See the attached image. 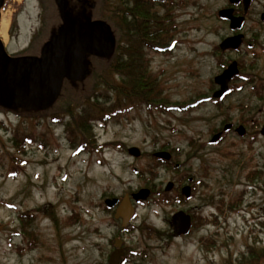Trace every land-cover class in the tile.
<instances>
[{
  "label": "rangeland",
  "instance_id": "rangeland-1",
  "mask_svg": "<svg viewBox=\"0 0 264 264\" xmlns=\"http://www.w3.org/2000/svg\"><path fill=\"white\" fill-rule=\"evenodd\" d=\"M14 1L20 8L16 15L11 9L5 39L11 53L44 42L61 19L72 24L85 2L95 18L119 24L117 57L135 54L144 69L137 82L130 69L114 72L94 58L86 78L64 83L49 109L0 107V264H110L117 240L124 264H238L249 245L264 248V53L220 48L232 34L218 17L229 0H140L160 33L155 45L137 41L133 26L112 13L132 10L133 0H78L67 15L48 9V0L43 7ZM263 10L257 0L244 26L261 43ZM171 41V51L154 49ZM234 61L240 74L224 98H214L216 77ZM227 124L234 127L212 142ZM15 132L22 144L30 136L22 153ZM142 189L150 194L135 202ZM125 196L136 213L126 226L106 205ZM181 211L193 228L175 237L171 223Z\"/></svg>",
  "mask_w": 264,
  "mask_h": 264
},
{
  "label": "water",
  "instance_id": "water-1",
  "mask_svg": "<svg viewBox=\"0 0 264 264\" xmlns=\"http://www.w3.org/2000/svg\"><path fill=\"white\" fill-rule=\"evenodd\" d=\"M2 0H0L1 2ZM237 0H231L236 2ZM250 0L245 1L248 5ZM219 16L231 20V27L239 29L242 26L243 17L236 18L232 15V9L219 11ZM58 29V34L48 40L40 57H10L0 39V106L5 108H22L30 111H44L49 109L59 98L65 80L82 81L89 72L87 55L101 58H109L115 52L116 40L111 26L103 20L88 19L84 26V33L78 39L75 30L67 21ZM241 36L229 38L221 43V48H237L240 45ZM239 73L237 63L233 62L228 69L217 76L215 82L220 89L214 93V97H221L229 88L230 80ZM232 124H227L224 130H228ZM237 132L244 135V126L238 127ZM264 135V127L262 129ZM221 133L214 136L212 142L217 141ZM138 157L141 151L137 147L129 150ZM158 156L169 159L167 153H159ZM173 184L167 187L170 190ZM191 188L185 187L183 194L189 197ZM149 190L142 189L133 194L136 201L146 199ZM119 203V199H107L106 204L113 208ZM135 215L129 196L120 202L115 217L123 220L126 226ZM171 225L174 227V235L180 236L189 232L191 228V216L185 212H178L173 216ZM122 241L117 240L118 250L113 253L110 264H121L123 250L120 249Z\"/></svg>",
  "mask_w": 264,
  "mask_h": 264
},
{
  "label": "flooded vegetation",
  "instance_id": "flooded-vegetation-1",
  "mask_svg": "<svg viewBox=\"0 0 264 264\" xmlns=\"http://www.w3.org/2000/svg\"><path fill=\"white\" fill-rule=\"evenodd\" d=\"M36 1H37V3L38 2L40 3V5L38 3L39 6H42L43 7V4H42L43 0H36ZM229 1H230V6L229 7H226L225 9H232V15L234 17H236V18L243 17L244 20H243L242 26L239 29H233L231 27V20L223 19V20H225L226 22L229 23V28H230V31L232 32V34L229 35V36H227L226 38H224L223 41H225L226 39H229V38H234V37H237V36H241V39H240L241 40L240 41L241 43H240V45L237 48H228L226 50H223L221 48V45H220V48L223 51L239 52L244 45H248L249 48H253L255 46H259L260 47L259 50L256 51V52H254V54L255 55H262V53H264V43H261L260 42L259 37H257V36L256 37H250V35L247 34L244 31L245 23L248 20V14L253 9V5L256 3L257 0H250L248 2V5H245L246 4L245 3L246 0H237L234 3L231 2V0H229ZM14 2H15L14 0H2L0 2V39L2 40V42L4 44L5 50L7 51V53L9 54L10 57H27V56L40 57L41 56V52H42V48H43L44 44L48 40H51V38L53 36L57 35L58 34L59 27L62 26L63 24H66V23L64 22V19H61V21L58 24L56 30H54L55 29V26H56L55 24H57V23H55L53 25V31L51 30V33H50L51 35L48 36V37H46V40L44 42H42L41 44H39L38 42L35 41V43L33 42L31 44H28V46L26 48L19 50V51H22V50H25L26 49L25 51L20 52V53L19 52L11 53L8 50V48H7L5 39H4V37H3V35H2L1 32H2V28H3L2 27V23H3V20H5L4 19V16L7 15V12H11V9H13V6H14ZM47 4H48L47 5V8L48 9L51 8V11L54 10L57 13H61L62 12V13H65L66 15L67 14H70L72 12V8L71 7H73L74 5L75 6H79L78 5V0H48L47 1ZM88 7L89 6H86V3L85 2L81 3L80 4L81 11H79L80 14H78V16H76L77 18H75V20L73 22L69 20L70 23H72L71 25L73 26V28L75 30V34H76V36H77L78 39H81V36L84 33L85 23L87 22L88 19H90L92 21L93 20H101V19H98V18H95L94 16H92L91 15V12H89V8ZM91 7L94 8V5L91 4ZM19 8H20V5L17 4L16 9L15 8L13 9L15 15H16V12L19 11ZM124 11L125 10H122V11L119 10V13H118L119 16H122L123 13H124ZM12 14L13 13L11 12V17L9 19L5 20L8 23V26H7V34L10 32L11 27H12ZM260 18H261L262 21H264V10L261 12ZM104 21H106V20H104ZM107 23L111 26V23H109V22H107ZM111 28H112V26H111ZM94 58H101V57H97V56H93V55H89V54L87 55L86 61L88 63V67H89V64H90L91 59H94ZM234 62H238V61H234ZM118 206L114 207V209H112V210H115V212H116Z\"/></svg>",
  "mask_w": 264,
  "mask_h": 264
},
{
  "label": "trees",
  "instance_id": "trees-1",
  "mask_svg": "<svg viewBox=\"0 0 264 264\" xmlns=\"http://www.w3.org/2000/svg\"><path fill=\"white\" fill-rule=\"evenodd\" d=\"M129 1H132V0H129ZM133 2L135 3L134 8L132 10L127 9L126 12L128 14H126L125 16L122 15L121 17L124 18L123 20L126 22V25H130L131 27L133 26L132 30L130 29V32H132L133 37L136 36L137 41L140 40L142 44L145 43V44H149V45H151V44L155 45L157 42L155 43V42H151V41H152V39L157 38L158 34H160V33L156 30L155 23L152 22V17H150V13L147 10V5H146L147 3L141 2L140 0H133ZM117 12L119 13V11H115L112 13L116 14ZM137 18H139V19L141 18L143 21H141L139 23ZM111 26H112V24H111ZM112 29H113L114 38L116 40L115 52L109 58H100V59L107 60V64H108L107 68L109 67V69H111L114 72H119V71H122L123 69L124 70L130 69V71L128 73L127 72L126 73L129 76L133 75V80L139 82L141 79H137L136 76L139 77V74L140 75L142 74V72L141 73L139 72V69L141 68L143 70L144 66L142 65V63L140 65L137 64V58L138 57L136 58L135 54L128 55L129 58L127 57L126 60H122L121 57H117L116 52L120 46L119 39H118V33L121 34V30L119 29V24H113ZM115 29H117L118 32ZM173 44H174V42L171 41L168 44V46H166V47L155 46L154 49L158 50V51H167V50H169V46H170V51H171V47L173 46ZM141 77H143V76L141 75ZM65 81H66L65 83H67V81H70V80L66 79ZM141 85H142V83H139V86L137 88H139V87L141 88ZM135 87H136V85L133 82V85L131 87L130 92L133 93V91L136 90V89H134ZM64 88H65V86L63 85L61 93L64 92ZM115 89H116V91L117 90L120 91V89L118 87H115ZM60 96H62V95L60 94ZM91 97H92V95H91ZM119 108L116 109V112L119 111ZM14 109H16L18 111H22V112H27L30 114L42 112V111H30V110H26V109H22V108H14ZM5 110H9V109H5ZM109 115H110L109 113H105L103 118H105ZM13 134H14V138H15L17 148H18L17 151H18V153H22L21 151L25 147V142L29 141L30 136H25L24 137L25 142H23V144H22L21 141L19 142L18 132H15ZM84 148H85V144H81L79 146V149L81 151H83ZM17 173H18V169L15 170V172L13 173V176L17 175ZM260 227H261V231H263L262 233H264V216H263V220L260 222ZM256 240H257V238H256ZM34 243L35 242L32 243V241L29 242L30 248L33 247L32 244H34ZM28 249H29V247H28ZM237 262H238V264H264V248L263 247L258 248L256 246H250L249 245L247 251L243 252L242 256L237 258ZM225 264H234V261L230 258V259H227L225 261Z\"/></svg>",
  "mask_w": 264,
  "mask_h": 264
},
{
  "label": "bare ground",
  "instance_id": "bare-ground-1",
  "mask_svg": "<svg viewBox=\"0 0 264 264\" xmlns=\"http://www.w3.org/2000/svg\"><path fill=\"white\" fill-rule=\"evenodd\" d=\"M7 26H8V23L5 21V20H3V23H2V35H3V37H4V39H6L7 38Z\"/></svg>",
  "mask_w": 264,
  "mask_h": 264
}]
</instances>
